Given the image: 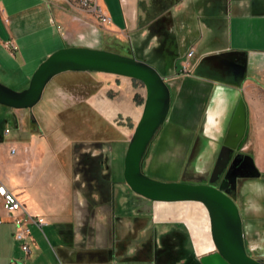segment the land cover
I'll return each mask as SVG.
<instances>
[{
    "label": "crops",
    "instance_id": "1",
    "mask_svg": "<svg viewBox=\"0 0 264 264\" xmlns=\"http://www.w3.org/2000/svg\"><path fill=\"white\" fill-rule=\"evenodd\" d=\"M23 1L27 5L16 8L20 0H13L14 7H11L12 11L9 14L4 9L0 10V46H3L5 41H13L17 51L15 53L8 51L13 62L16 63L15 57L21 52L24 62L19 67H32V72L22 79L24 85L28 84L31 74L39 63L62 48L99 49L97 42L102 38V35L101 31H95L93 28L92 24L95 25V22L92 19L88 18L87 22L89 23L79 22L75 19L78 14L74 13L61 0ZM97 1L104 13L111 19V24L107 27L108 31L115 34L121 35L123 32L140 35L149 33L170 34L181 30L190 33L193 20L203 18L204 21L201 24L193 25H198V28L201 26L209 34L217 35L214 37L215 41L220 42L218 36L220 34L228 35L227 44L221 43L217 49L205 52L199 61L192 64L191 74L179 77L170 74L164 76V79L167 83L183 79V81H196L199 84L200 89L196 92L187 90L182 95L176 94V103L181 97L183 100L188 98L199 100L196 115L191 119L194 124L190 132L192 141L197 138V135H200L202 139L218 140L227 129V138L241 139L243 149L251 153L256 168L260 174L264 175V172L257 165V163H264V0H257L256 4H249L246 0H235L236 2L230 5L227 15L223 12L215 13L213 8L217 0H197V5H195L196 0H181L171 4L175 6L176 12L173 11L174 13L170 18L166 16L169 21L160 20L167 12L168 0H118V7L114 9L107 5L106 0ZM115 4L114 1L113 5ZM70 39L74 42L71 43ZM44 43L47 46L41 45ZM40 45L43 46L41 52L38 49ZM192 59H190V63ZM206 59L210 60L209 63L205 62ZM184 62L185 57L180 65ZM204 62L206 69L211 68L214 71H211V75L207 73L206 76L193 77L201 69ZM205 73L206 71L203 72V75ZM78 80L85 81L76 75H66L50 88L46 95V103L52 110L51 120L43 122V131L38 125L39 119L32 122L30 130L34 133L30 135L31 143L35 149L40 151L51 148L50 153H48V157L51 159H56L61 149L57 146L51 147L48 136L63 129L64 123H57L55 120L64 110L74 109L76 119L83 118L81 121L84 120L83 125L87 131L90 127L89 110L98 113L109 123L116 119H123L136 125L141 117L146 96L144 89L137 92L140 103H135L133 107L128 108L122 105L132 101L131 95L126 91L117 100L106 95L96 97L95 94L87 92L86 96L80 100L70 103L67 100L72 94L65 88V85ZM121 90L122 87L115 85L107 87V91L113 93H118ZM240 102L242 107L237 113ZM241 113H243V117H241ZM21 116L24 119V114ZM35 132L40 134L36 135ZM206 144L204 141L201 143V139H197L191 157L195 156L197 151L202 149V145L205 146ZM76 149L79 151V148ZM18 165L19 162L16 161L11 167L1 168L0 179L7 190L21 202L18 196L23 189L15 187L12 181L7 178L9 173L14 174V176L19 173ZM75 180L76 178L64 179L62 181L63 189L58 191L55 199L45 208L28 209L23 202L21 203L31 216L41 218L44 221L43 226L47 227L51 224L53 227H57L56 230L61 241H70L68 235H71L74 236V242L77 244L82 241L86 210L83 209L80 190L74 187L73 192L70 188V185L74 186ZM247 194L251 202L243 211L247 219L246 225L253 227L256 236H262L264 242V202L258 201L259 197L264 200V183L262 185L259 183ZM154 212L156 223L173 221L175 220L173 215L183 220L188 228L191 254L199 264L219 262L217 251L210 238L208 216L203 207H199L193 215L161 213L156 207ZM124 224L122 222L111 224L112 229L106 249L113 250L114 253H111L109 263H141L144 260L141 256L139 260L131 262H115L116 257H123L124 254V245L118 243L115 230L118 226H125ZM258 240L257 236L256 241ZM132 253L133 249H130L126 255ZM259 258L264 261V251L258 255Z\"/></svg>",
    "mask_w": 264,
    "mask_h": 264
},
{
    "label": "rangeland",
    "instance_id": "2",
    "mask_svg": "<svg viewBox=\"0 0 264 264\" xmlns=\"http://www.w3.org/2000/svg\"><path fill=\"white\" fill-rule=\"evenodd\" d=\"M106 1L110 8L114 9L118 7V0ZM114 1L116 2L115 5H113ZM168 1L166 4V7L168 6L167 12L164 13L165 16L160 19L161 21H169L166 16L170 18L176 12L174 9L175 6L171 4L180 2L181 0ZM246 1L249 4H256L258 2L257 0ZM235 2V0H217L214 3L213 10L217 14L223 12V14L225 13L227 15L230 5H233ZM197 4L198 1L196 0L195 5ZM23 5L27 4L23 0H20L16 8H21ZM11 7H14L13 0H0V10L4 9L9 14L12 11ZM203 21V18H195V21L193 20L192 22L190 33L181 30L177 33L170 34L149 33L140 35L132 33L126 34L123 32L120 35L108 31L107 27H97V31H101L102 35V38L97 42V46L99 50L116 53L121 56H133L135 60L153 67L162 78L170 74L174 77H179L182 75V65L180 64L190 49L193 48L195 52L194 58L191 60V64H194L203 57L205 52L217 49L221 43L227 44L228 35H218L220 37V42H218L214 40V37L217 35L209 34L205 28L201 26L198 28V25H193L201 24ZM113 24L116 25L114 22ZM70 42L72 43L74 41L70 39ZM41 45L44 47L47 46L45 43ZM41 45L38 48L39 52L43 50V46L41 47ZM15 58L16 63L13 62L9 52L3 46H0V84L15 92H21L29 85V82L27 85H24V82H22L23 77L29 75L33 69L29 66L19 67L24 62L21 52ZM209 61L206 59L205 62L209 63ZM205 62L193 77L206 76L207 73L211 75V71L214 70L211 68L206 69ZM204 71L206 73L203 75ZM66 75H76L81 79H85V81L78 80L65 85V88L72 94L70 96L68 95L70 98L67 101L70 103L80 100L86 96L87 92L89 94H95L96 97L106 95L111 99L117 100L126 91L131 95L132 101H128L127 104L125 103L126 105H122L128 108L133 107L135 103H140L137 92L140 89L145 90L140 82L127 78L98 73L68 72L52 79L45 88L41 101L31 110H13L0 105V170L8 166L11 167L16 161L19 162V173L16 176L9 173L7 178L12 181L15 187L23 189L18 197L28 209L35 208L36 210L37 207L39 209L42 207L45 208L55 199L58 191L63 189L62 181L67 178L69 180L73 179L76 163L74 155L75 143L82 141H86L87 144L99 143L101 145L104 174L108 176L113 188L114 219L116 223L122 222V224H127L132 220H138L143 224L136 233V240L139 246L145 247L146 243L148 245L149 238L152 241L151 234L153 233V229L154 234L159 238L161 233H167L176 224L183 223V220L176 215H173L175 218L173 221L169 220L165 223H156L155 207L161 213H186L187 215H193L194 211H198L199 207L205 209L199 203L156 204L138 197L131 192L123 178L124 157L129 139L136 126L129 120L116 119L111 121L112 123H109L98 113L89 110L88 118L90 127L87 131L83 125L84 120L81 121L83 118L79 117L76 119L77 116L74 109L64 110V112L59 114V118L55 120L57 123H64L63 129L58 130L56 134L54 133L48 136L51 147H60L61 152L59 156L56 159L48 157L51 148L46 151L35 149L30 141V135L34 133L30 130L32 122L33 120L39 119L38 125L40 130L43 131V122L51 120L52 110L46 103V95L50 88L55 85L54 83H57L59 79H62ZM195 82L192 80L183 81V79L173 83L166 82L170 92V111L165 123L160 127L150 143L142 163L143 173L151 179L161 182H173L179 176L183 167H185L189 149L193 143L190 138V132L194 127L191 119L196 115L199 100L193 98L183 100L181 97L176 103V94L182 95L187 90L196 92L200 87ZM110 85L122 87V90L118 93L107 91V87ZM182 102L184 103L183 105ZM23 114L24 119L21 116ZM6 130L9 132L7 135L4 134ZM35 134L40 133L35 132ZM12 148L14 149V153L10 154L11 150H13ZM78 148H82V146ZM207 155L205 154V156L201 157V161L198 162L197 170L200 173H204L206 170L209 162V159L206 158ZM39 157L40 159H38ZM257 165L264 172V163H257ZM79 179L81 181L80 177ZM261 180L262 178L250 180L244 188L245 193L256 187ZM74 187L70 185L73 192ZM250 202L249 199L247 204ZM234 203L239 209L243 223L246 225L247 219L244 216L243 208L237 202ZM0 216L4 221L0 223V264H70L61 256V251L66 250L65 247L69 248L73 242L61 241L56 230L57 227H53L51 224L45 227L35 223H29V236L27 240L29 254L25 256L21 250L22 243L16 241L13 237L15 226L12 223V219L6 216L1 199ZM34 218L38 220V217ZM183 226L186 228L185 225ZM183 226H181V229H183ZM143 229L146 230L145 234H141ZM116 236L117 239L120 238L118 231ZM252 238L251 233L249 237L247 236L246 240L252 241ZM135 244H131L130 247H134ZM146 248L144 250L145 252L141 255L144 260L137 264H150L149 262L152 259L150 242ZM185 250L189 254L191 253L189 238L186 239ZM217 255L219 262L214 261L215 263L207 264H227L219 253ZM249 256L255 260L258 258L254 254H249ZM132 257L133 255L127 256V258ZM115 262L120 263V258L116 257ZM260 262L264 264V261ZM132 264L136 263L133 262Z\"/></svg>",
    "mask_w": 264,
    "mask_h": 264
},
{
    "label": "water",
    "instance_id": "3",
    "mask_svg": "<svg viewBox=\"0 0 264 264\" xmlns=\"http://www.w3.org/2000/svg\"><path fill=\"white\" fill-rule=\"evenodd\" d=\"M68 72L98 73L140 82L145 88L146 96L141 117L129 139L124 157L125 184L136 196L150 202L202 204L208 215L211 241L217 253L227 264H263L249 256L246 246V225L241 219L238 207L223 191V187L216 189L205 185L184 183L185 174L192 169L196 170L198 165L201 149L191 157L195 144L181 183L157 181L143 173L142 162L148 147L165 123L170 111V92L166 80L153 67L135 60L133 56H121L86 47H66L51 54L38 66L25 90L15 92L0 84V105L13 110H31L40 102L45 88L52 79ZM241 107L240 102L237 113ZM197 139H201V143L206 142V147L211 148L216 145L215 140L202 139L200 135ZM215 154L214 150L213 159ZM244 159L243 164L239 166L236 163L231 165L232 183L237 178L259 179L261 177L253 159L249 156Z\"/></svg>",
    "mask_w": 264,
    "mask_h": 264
},
{
    "label": "flooded vegetation",
    "instance_id": "4",
    "mask_svg": "<svg viewBox=\"0 0 264 264\" xmlns=\"http://www.w3.org/2000/svg\"><path fill=\"white\" fill-rule=\"evenodd\" d=\"M227 134L228 130L226 129L224 135L218 140H215V147H202L198 162L201 161V157L205 156V153L206 155L208 154L206 158L209 159V162L206 166V170L204 173H200L197 167L196 170H190L184 176V183L188 185H205L216 189L222 186L223 191H225L234 202H237L244 211L250 199L247 194L248 192L245 193L244 188L246 184L253 179L237 178L235 182L232 183L231 174L233 170H231L230 167L233 163H236L238 166L243 164L245 161L244 158L247 156L252 158V155L250 152L243 149L241 139L227 138ZM196 140L197 138L194 139L189 149L185 167H183L179 176L173 182H182L186 164ZM81 146L82 148H79V151H77L76 148ZM84 146H86V148H84ZM214 150L216 154L213 159ZM74 155L76 158L73 177V179L76 178L74 186L75 189L80 190V195L83 200V209L86 210V214L84 215L85 227L83 228V237L80 243L76 244L73 239L74 236L68 235V238H70V241L73 243L69 248L65 247L66 250L61 251V256L70 264H109V257L114 251L106 248L108 246L107 242H109L110 239L111 224L116 221L113 216V188L111 187V196L109 197L108 188L106 187V178H108V176L104 174L101 145L99 143L87 144L86 141L77 142L75 143ZM79 177L81 181H79ZM260 178H262L260 181L262 185L264 183V175L261 174ZM258 201L260 203L264 202L262 197H259ZM142 225L140 221L132 220L130 223L125 224V226H118L116 228L115 235L117 231L120 233L118 243L124 245L123 257H119L121 262L139 260L140 256L145 252L144 250L147 249L146 247L149 246V242L152 248V259L149 262L150 264H172L175 259H177L178 254L182 252L188 253L185 250V242L186 239L189 238V235L188 228L184 223L176 224L172 230L167 231V233H161L159 238L154 234L153 229V233L151 234L153 239L151 241L149 238L148 245L146 243L145 247L139 246L136 240V233ZM183 225H185L186 228ZM181 226H183V229H181ZM145 231L146 230L143 229L141 233L145 234ZM246 231L248 237L251 233L253 237L252 241H247L246 243L248 254H254L258 257V255L264 251L263 238L257 235L262 242L261 240L256 241L257 236L254 232L255 230L250 225H246ZM134 243H136L135 246L133 245L134 247L131 248V244ZM130 249H133V253L131 254L133 257L127 258V256L130 255H126V253H128ZM257 260L262 261L261 258H257Z\"/></svg>",
    "mask_w": 264,
    "mask_h": 264
},
{
    "label": "built area",
    "instance_id": "5",
    "mask_svg": "<svg viewBox=\"0 0 264 264\" xmlns=\"http://www.w3.org/2000/svg\"><path fill=\"white\" fill-rule=\"evenodd\" d=\"M56 1V0H53ZM63 1L74 13L78 14L75 19L79 22L89 23L88 18L95 22L92 24L95 31L97 27H108L111 24V19L104 13L97 0H61ZM3 48L11 53L17 51V47L13 41H6L3 43ZM194 50L190 49L185 55V62L182 64V75H189L193 69V65L189 62L194 57ZM9 132L6 130L5 135ZM14 150H11V154ZM0 199L2 202L3 209L7 216L12 219V223L15 226L13 237L16 241L22 243L21 250L28 256L29 246L27 244L29 236V223H35L43 226L44 221L41 218L36 220L31 216L25 209L24 205L9 192L0 179ZM0 223L2 219L0 217Z\"/></svg>",
    "mask_w": 264,
    "mask_h": 264
},
{
    "label": "trees",
    "instance_id": "6",
    "mask_svg": "<svg viewBox=\"0 0 264 264\" xmlns=\"http://www.w3.org/2000/svg\"><path fill=\"white\" fill-rule=\"evenodd\" d=\"M106 187L108 188V195L111 196V187L112 184L109 181V178H106ZM172 264H199L196 258L190 253L182 252L178 254L177 259Z\"/></svg>",
    "mask_w": 264,
    "mask_h": 264
},
{
    "label": "bare ground",
    "instance_id": "7",
    "mask_svg": "<svg viewBox=\"0 0 264 264\" xmlns=\"http://www.w3.org/2000/svg\"><path fill=\"white\" fill-rule=\"evenodd\" d=\"M195 147H196V145H195ZM195 147H194V149H195ZM180 203H191V202H180ZM157 204V203H156ZM158 204H178V203H158ZM207 213V212H206ZM208 216V215H207Z\"/></svg>",
    "mask_w": 264,
    "mask_h": 264
}]
</instances>
